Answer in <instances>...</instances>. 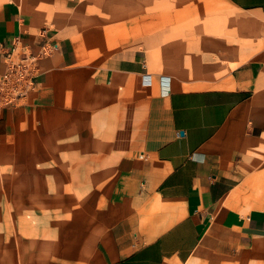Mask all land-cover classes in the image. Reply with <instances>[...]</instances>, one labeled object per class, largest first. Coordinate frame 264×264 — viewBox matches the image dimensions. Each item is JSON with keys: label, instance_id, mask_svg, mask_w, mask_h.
I'll return each instance as SVG.
<instances>
[{"label": "crops", "instance_id": "0c3cea01", "mask_svg": "<svg viewBox=\"0 0 264 264\" xmlns=\"http://www.w3.org/2000/svg\"><path fill=\"white\" fill-rule=\"evenodd\" d=\"M225 2L216 33L130 14L72 37L0 1V74L30 55L0 101V264L17 243L28 264H264V61L238 21L264 0Z\"/></svg>", "mask_w": 264, "mask_h": 264}, {"label": "rangeland", "instance_id": "374dc122", "mask_svg": "<svg viewBox=\"0 0 264 264\" xmlns=\"http://www.w3.org/2000/svg\"><path fill=\"white\" fill-rule=\"evenodd\" d=\"M31 3L44 13L46 25L52 27V23H59L62 27L66 26L70 29L72 37H76L89 26L104 28L110 22L130 14L158 20L159 26L168 31L203 30L216 33L226 29L232 22V13H227L225 0H29L30 6ZM249 18L258 20L256 27L249 23ZM238 21L239 44L245 47L244 57L264 61V15L241 11ZM248 43L249 48L246 47ZM8 173V169L0 168L2 191H9V183L4 181ZM22 185L23 183H20V186ZM3 205L6 207L5 211H10L13 206L8 200ZM25 217L26 215L20 216ZM3 218L5 221L7 218L10 224L14 222L12 214H5ZM15 233L24 235V232L7 231L4 238L8 241L9 235ZM18 244L17 247L5 249L10 258L4 264H28L23 261V253ZM90 254L88 249L87 255Z\"/></svg>", "mask_w": 264, "mask_h": 264}, {"label": "built area", "instance_id": "2783aa9c", "mask_svg": "<svg viewBox=\"0 0 264 264\" xmlns=\"http://www.w3.org/2000/svg\"><path fill=\"white\" fill-rule=\"evenodd\" d=\"M3 55L5 68L0 74V101L10 104L22 94L24 81L29 74L22 61L30 55L24 51L14 52L13 47L3 51Z\"/></svg>", "mask_w": 264, "mask_h": 264}]
</instances>
